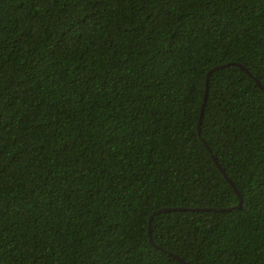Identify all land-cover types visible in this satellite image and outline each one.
I'll return each mask as SVG.
<instances>
[{"label":"trees","instance_id":"16d2710c","mask_svg":"<svg viewBox=\"0 0 264 264\" xmlns=\"http://www.w3.org/2000/svg\"><path fill=\"white\" fill-rule=\"evenodd\" d=\"M256 79L264 0H0V264H264Z\"/></svg>","mask_w":264,"mask_h":264},{"label":"water","instance_id":"95a60500","mask_svg":"<svg viewBox=\"0 0 264 264\" xmlns=\"http://www.w3.org/2000/svg\"><path fill=\"white\" fill-rule=\"evenodd\" d=\"M238 64V63H237ZM242 69H244L245 71H247L245 69V67L241 64H238ZM223 67V65H217V66H214L212 67L211 69H209L206 73V76H205V82H206V85H205V90H204V95H203V101H202V104H201V107H200V112H199V116H198V121H197V130L198 132L200 131V127H201V122H202V116H203V110H204V105L206 103V99H207V96H208V80H209V76L210 74L215 71L216 69H219ZM248 72V71H247ZM250 74V73H249ZM256 82L257 84L262 88L263 92H264V87L260 84V82L256 79ZM209 152L211 153V156L213 158V161L215 162V164L217 165L218 169L222 172V174L224 175V177L226 178V180L229 182V184L231 185V187L234 189V191L236 192V195L238 197V202L236 205H234L233 207H239L241 206L242 204V201H243V198H242V195L241 193L239 192V190L237 189V187L235 186V184L233 183V181L230 179V177L227 175V173L225 172V170L223 169V167L221 166V164L218 162L216 156L214 154H212L211 152V149L208 148ZM230 207H226V208H221L220 210H226V209H229ZM176 209H187L185 207H162V208H159L155 211L152 212V214L149 216V220H148V236H149V240L151 242H153L152 240V235H151V221L153 219V216L157 213H162V212H168L170 210H176ZM195 210H202V209H207V210H215V208H199V207H196L194 208ZM176 258L180 259L181 261H184L182 258H180L179 256L177 255H174ZM189 264V263H187Z\"/></svg>","mask_w":264,"mask_h":264}]
</instances>
